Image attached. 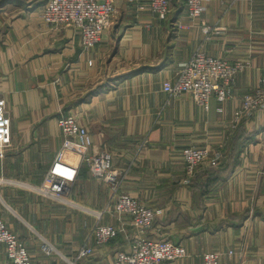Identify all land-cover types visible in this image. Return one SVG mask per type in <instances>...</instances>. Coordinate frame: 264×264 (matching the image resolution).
Segmentation results:
<instances>
[{
    "label": "crops",
    "instance_id": "obj_1",
    "mask_svg": "<svg viewBox=\"0 0 264 264\" xmlns=\"http://www.w3.org/2000/svg\"><path fill=\"white\" fill-rule=\"evenodd\" d=\"M46 1L0 0V96L13 130L12 145L0 157V214L32 259L56 258L44 252L45 242L64 255L93 244L98 220L120 225L110 185L85 164L69 196L72 204L36 191L65 138L58 119L73 113L93 137L89 153L108 152L124 173L121 191L155 209L144 236L186 247L187 256L175 264H204L208 251L223 254L219 264H264V114L244 118L234 130L229 126L242 96L264 79V0H208L196 20L182 0H171L164 20L145 2L114 0L117 12L89 51L74 29L43 22ZM204 25L211 26L209 39ZM199 46L244 64L232 97H212L208 110L190 93L170 98L163 90ZM238 128L245 134L231 176L204 190L202 181L192 188L183 149L208 147L221 155L204 161L195 174L218 167ZM135 234L127 225L96 247L93 262L113 264ZM0 264H12L1 243Z\"/></svg>",
    "mask_w": 264,
    "mask_h": 264
},
{
    "label": "built area",
    "instance_id": "obj_2",
    "mask_svg": "<svg viewBox=\"0 0 264 264\" xmlns=\"http://www.w3.org/2000/svg\"><path fill=\"white\" fill-rule=\"evenodd\" d=\"M145 2L153 16L166 19L171 12V0H128ZM208 0H182L190 19L203 16ZM238 0H229L230 4ZM117 12L114 0H47L42 13L43 22L50 27H70L80 37L81 47L89 51L101 41L102 32ZM211 26L204 25L202 31L207 39ZM220 30V28H217ZM244 64L241 61L230 62L207 54L199 46L185 62L176 80H166L163 90L170 98L190 93L194 101L205 110L209 109L212 97L224 102L232 97L239 71ZM221 111V108L219 109ZM264 114V79L257 87L245 93L230 120V128L236 129L244 118ZM58 125L64 134V141L58 150L49 170L36 191L50 199L71 203L69 196L78 177L81 165H87L89 172L110 185L115 214L120 225L102 224L99 220L94 225L92 235L94 243L80 247L74 255L62 254L54 245L45 242L44 252L56 256L51 261L40 262L32 259L26 243L5 222L0 214V243L5 246L6 255L12 264H95L93 257L97 246H103L116 238L129 225L137 229V234L130 238L128 250L118 251L113 264H175L187 256L186 247L171 240H151L145 232L156 219L155 209L147 206L138 198L121 191L124 173L112 165L111 155L106 151L89 153L93 146V137L89 129L73 113L62 114ZM12 120L8 112L7 100L0 96V157L12 145ZM68 156L76 157L69 161ZM185 171L192 177L200 165L212 156L214 161L220 154L212 155L208 147H187L182 151ZM98 219L102 213H96ZM229 253H232L230 251ZM221 252L208 251L203 254L204 264H219Z\"/></svg>",
    "mask_w": 264,
    "mask_h": 264
},
{
    "label": "trees",
    "instance_id": "obj_3",
    "mask_svg": "<svg viewBox=\"0 0 264 264\" xmlns=\"http://www.w3.org/2000/svg\"><path fill=\"white\" fill-rule=\"evenodd\" d=\"M242 130V128H238L236 130V133L232 139V144L230 145V153H228L225 163L219 165L218 167H208L205 171L193 175L190 180V185L192 186V188L194 187V185L202 181L204 185H201L200 189L204 190L203 188H205L208 183L218 180L225 181L231 176L233 167L236 163V157L238 156L240 143L239 141H241L242 137H244L245 134Z\"/></svg>",
    "mask_w": 264,
    "mask_h": 264
},
{
    "label": "rangeland",
    "instance_id": "obj_4",
    "mask_svg": "<svg viewBox=\"0 0 264 264\" xmlns=\"http://www.w3.org/2000/svg\"><path fill=\"white\" fill-rule=\"evenodd\" d=\"M29 184V183H28ZM31 185V184H30ZM32 188V186H30V189ZM78 213V212H77ZM78 221H80L79 219H77ZM80 222L78 223V226H79ZM44 238H46L47 240H50L53 241L54 237H51V236H48V235H45Z\"/></svg>",
    "mask_w": 264,
    "mask_h": 264
}]
</instances>
